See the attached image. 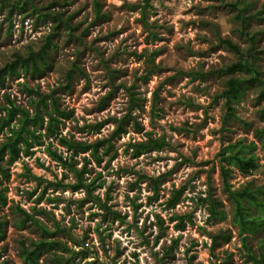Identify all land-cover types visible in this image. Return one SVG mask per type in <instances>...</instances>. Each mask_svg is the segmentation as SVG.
Wrapping results in <instances>:
<instances>
[{"label":"rangeland","instance_id":"1","mask_svg":"<svg viewBox=\"0 0 264 264\" xmlns=\"http://www.w3.org/2000/svg\"><path fill=\"white\" fill-rule=\"evenodd\" d=\"M233 3L248 5V27L259 33L264 77V0H0V68L17 53L26 55L48 46L43 73L20 68L19 75L6 76L0 85V107L6 104V94L26 106L24 83L46 92L56 90L61 105L72 110L61 128L64 134L88 142L111 140L112 150L100 164L89 151L76 158L79 167L85 163L84 156L89 158L88 176L96 178L97 185L94 193L121 214L113 218L103 213L83 190L53 188L48 183L73 178L72 173L65 177L66 171L48 156L46 144L51 139L47 138L33 148L32 155L14 162L3 182L7 203L0 204V217L6 220L1 260L26 264L19 254L20 242L29 244L40 237L35 225H17L19 205L31 213L43 210L37 216L49 229L55 223L70 228L72 238L65 234L56 238L76 250L84 248L87 256L77 255L80 264H250L233 223L219 153L228 142L254 140L259 168L250 174L234 168L229 182L234 188L250 181L264 187V144L254 132L264 127V94L259 84L248 86L235 104L239 119L227 117L219 93L230 75L222 68L237 56L218 43L217 35L242 48L249 45L239 33ZM144 4L148 27L142 21ZM77 65L82 72L74 69ZM69 69L74 74L65 87ZM127 87L141 100L142 106H133L132 115L142 129L125 119V131L113 135L117 120L127 118L131 105ZM147 132L165 137L168 146L132 156L128 145L146 139ZM52 144L65 151L56 141ZM29 172L41 177L42 183L29 177ZM163 174L155 198L150 181L139 176ZM177 190L180 199L171 206L168 200ZM208 192L223 202L225 219L208 217L202 200ZM177 214L191 217L183 229L175 227ZM221 232L229 238H219L213 245L212 235ZM74 239L83 246L77 247ZM262 239L264 228L248 242L256 250ZM50 257L44 253L40 263L50 264Z\"/></svg>","mask_w":264,"mask_h":264},{"label":"trees","instance_id":"2","mask_svg":"<svg viewBox=\"0 0 264 264\" xmlns=\"http://www.w3.org/2000/svg\"><path fill=\"white\" fill-rule=\"evenodd\" d=\"M237 9L236 19L240 22L239 33L246 37L249 45L242 48L238 43L231 38L217 35L218 43L228 48L237 56V60L222 68V71L229 74L230 77L225 82V87L219 93L220 97L224 98V105L226 108L227 117H239L235 113V104L240 102L244 96L248 86L254 83L259 84L262 94H264V77L263 71L260 68V55L257 48L258 32H251L249 30L248 19V5L240 6L238 3L232 4ZM147 4L142 6V21L148 27L145 10ZM97 14L100 15V4L96 2L95 7ZM66 24H68L66 22ZM157 38V34H154ZM51 43L50 38L47 41ZM48 46H43L40 50H31L26 55L20 53L15 54V58L7 62L0 68V85L3 83L7 75H19V69L30 71L33 74L43 73L48 64ZM82 72L80 67L74 66V69ZM74 74L73 69L67 72V81L65 87L70 86V79ZM239 74V75H237ZM241 74V75H240ZM24 89L28 95V104L26 106L17 104L10 98L8 94L5 95L6 104L0 107V135L3 138L0 141V204L7 203V196L4 193L7 187L3 188V182L10 177V166L21 158L22 155L30 156L34 153L36 145L45 144V139H51L46 144V152L52 160L56 161L66 172L65 177L68 178V173H72L73 180L64 182V180L51 181L53 188L62 187L63 189H70L72 191H85V198L97 203V205L104 210L103 213L111 214L113 218L121 217L117 210H113L100 195L94 193L97 185L96 178H89L90 169L87 163L90 162L87 156H84L85 163L79 167L78 157L81 153L89 151L93 161L100 164L103 160V155L112 150V143L110 139L96 140L88 142L79 140L73 136H68L61 130L65 119L72 115V110L67 109L61 105L60 98L56 94V90L42 91L38 86H29L23 84ZM130 91L131 105L129 107L127 118L123 117L117 120V126L113 131V135H119L120 132L125 131L124 121L132 119L134 126L141 130L142 126L132 115V108L141 107V100L135 96V92L131 87H127ZM153 113L154 105L152 107ZM4 112V113H3ZM256 136L263 141L264 144V127L255 128ZM147 138L137 142H131L128 145L127 151L131 148L130 154L134 157L140 156L149 151L161 150L168 146L165 137H154L151 132H147ZM53 140L57 145L65 149L58 150L53 146ZM101 147L102 150H101ZM257 144L254 140L247 141L245 138L237 139L233 142H228L220 150V173L224 182V189L228 194L233 204V223L238 226L239 235L242 240L243 247L246 250L247 258L250 264H264V239L257 245L254 250L248 239L251 235H256L264 228V187L256 186L252 181L248 182L241 188H234L229 182V177L232 175L233 169L236 168L243 174H250L260 166V161L255 153ZM65 152H67L65 154ZM29 177L42 183L43 179L29 172ZM139 177L148 179L152 184L155 198L158 196L160 189V182L165 175L156 177L148 175H140ZM46 187L41 191L40 198L44 195ZM36 190V189H35ZM181 196V190L173 193L168 200L169 205L174 206ZM84 198V199H85ZM207 203L208 217L211 219H225L226 211L224 210L223 202L211 192L202 198ZM138 206V205H137ZM34 209V208H33ZM20 213V219L17 225L20 228L26 227L28 224L35 225L40 231V237L37 240H30L29 244L26 241L20 242L19 254L26 264H41L40 259L44 253H50V264H80L76 262L77 255L82 253V257L87 256L83 245L80 241L75 240L74 244L77 247H82L76 250L75 246L70 247L63 240L56 238L58 234L68 235L72 238L70 228L60 226L59 223L54 224L53 229L38 218L43 210L35 209L33 213L27 211L21 206H17ZM159 225L163 227V221L158 217ZM173 219L178 222L175 225L177 229H183L187 221H191L188 214L174 215ZM6 233V220L0 217V241L4 239ZM219 238L228 239L229 234L224 232L212 235L213 245H215ZM59 251V252H58ZM3 256L0 251V264H9L8 260H1ZM88 264H93L90 262Z\"/></svg>","mask_w":264,"mask_h":264}]
</instances>
